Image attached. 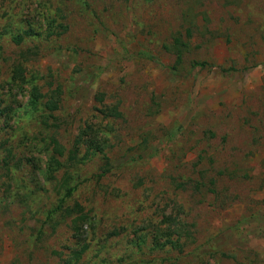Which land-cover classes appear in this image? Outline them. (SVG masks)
I'll list each match as a JSON object with an SVG mask.
<instances>
[{
  "label": "rangeland",
  "instance_id": "rangeland-1",
  "mask_svg": "<svg viewBox=\"0 0 264 264\" xmlns=\"http://www.w3.org/2000/svg\"><path fill=\"white\" fill-rule=\"evenodd\" d=\"M0 264H264V0H0Z\"/></svg>",
  "mask_w": 264,
  "mask_h": 264
},
{
  "label": "trees",
  "instance_id": "trees-1",
  "mask_svg": "<svg viewBox=\"0 0 264 264\" xmlns=\"http://www.w3.org/2000/svg\"><path fill=\"white\" fill-rule=\"evenodd\" d=\"M206 63H207V62H203V63H201V65H206ZM197 64H200V62L197 63ZM32 104H33V105H37V102H36V101H32Z\"/></svg>",
  "mask_w": 264,
  "mask_h": 264
}]
</instances>
